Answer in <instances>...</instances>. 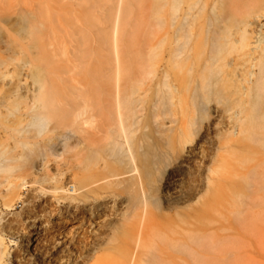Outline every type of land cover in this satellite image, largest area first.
Wrapping results in <instances>:
<instances>
[{
	"label": "bare ground",
	"instance_id": "obj_1",
	"mask_svg": "<svg viewBox=\"0 0 264 264\" xmlns=\"http://www.w3.org/2000/svg\"><path fill=\"white\" fill-rule=\"evenodd\" d=\"M82 1L79 30L80 40L86 43V0ZM183 3L167 0L166 13L155 9L153 17L160 15L158 18L168 21L139 24L132 34L122 35L116 61L121 84L114 89L110 84L96 88L92 96L103 93L104 98L88 105L89 158L87 165L85 161L81 164L82 176H75L76 181L71 176H50L51 181H0V264H166L172 253L189 255L199 264L200 251L213 246L214 232L198 236L188 226L171 229L173 219L157 214L153 202L158 195L168 206L197 200L203 181L186 187L183 169L193 163L203 166L212 148L210 133L221 125L232 129V124L227 142L220 144L225 153L222 169L217 177L206 179L209 187H230L234 169L228 157L246 153L242 137L264 131L260 93L264 90V0H220L213 5L209 28L197 19L203 10L201 0L186 7ZM128 5L130 10L133 5L142 10L141 0H130ZM111 9L108 21L113 18ZM180 10L183 14L177 22ZM43 13L50 14L47 9ZM35 28L25 32L31 37ZM201 37L208 41L197 48L195 41ZM42 59L35 61H45L52 70L46 80L34 69H26L25 79L6 92L16 104L4 102L0 108L17 106L18 119L33 120L43 128L58 117L57 129L81 107L69 99L72 90L68 83L57 77L62 67L55 66L49 54ZM218 68L230 69L217 81L218 86L236 83L241 90L229 98L231 114L225 116L216 107L220 123L204 126L194 138V115L200 105L189 97L188 87L198 84L206 88L209 77L202 74ZM84 76L86 79V66ZM244 82L250 91L243 87ZM64 106L70 110L61 111ZM3 113L0 109V117ZM170 132L176 133L173 141L168 138ZM5 138L7 134L0 132V148ZM173 142L178 145L174 147ZM67 145L63 142L65 148ZM92 155L98 156L96 165L90 164ZM51 162L49 157L36 161L26 170L27 176H47L49 168L55 169ZM257 164L264 168V161ZM137 174L139 181H135ZM140 190L142 205L134 212L131 195Z\"/></svg>",
	"mask_w": 264,
	"mask_h": 264
},
{
	"label": "rangeland",
	"instance_id": "obj_2",
	"mask_svg": "<svg viewBox=\"0 0 264 264\" xmlns=\"http://www.w3.org/2000/svg\"><path fill=\"white\" fill-rule=\"evenodd\" d=\"M183 1L182 6L186 7L198 0ZM219 1L201 0L203 10L198 12L197 19L205 28L211 25L214 19L213 5ZM128 2L130 0H86L85 43L80 40L79 30L82 27L79 14L85 3L82 0H0V103L8 102L12 106L16 104L7 97L6 92L25 79L23 72L26 69H34L36 75L46 80L52 70L42 58L44 54H49L55 66L62 67L57 77L67 82L72 90L68 94L69 99L78 108L81 107L74 117L66 119V123L57 129L54 127L58 117L52 118L48 127L43 128L33 120L18 119L19 115L15 110L17 106L0 108L4 111L3 117H0V132L7 134L4 146L0 148V181H51L48 179L50 176L56 179L71 176L75 179V176L84 174L80 167L83 161L87 165L89 158L86 151V136L90 130L86 122L88 105L95 99L104 98L103 93L96 98L92 96L96 88L110 84L114 89L121 84L119 74L116 73V61L121 51L122 35L132 34L139 24H160L169 20L165 17L158 18L160 15L158 20L153 17L155 9L163 12L162 15L166 13L167 0H141V11L134 5L130 10ZM109 7H113L112 21L106 20L110 14ZM126 7L128 9L124 16ZM44 9L49 11V16L43 13ZM182 14L180 10L177 22L181 20ZM30 27H36L35 35L31 37L30 33L25 32ZM204 39L201 37L195 41L197 48L204 42L206 45L208 39ZM38 58L42 60L36 62ZM227 72L230 69L218 68L202 74L209 77L210 85L206 88L198 84L188 87L192 93L189 97L197 100L200 105L194 115V138L198 137L204 126L213 127L214 123H220L214 112L216 107L225 116L231 114L233 105L229 98L241 89L239 84L229 82L218 86L217 81L227 75ZM196 74L199 76V71L196 70ZM32 82L33 80H29V83ZM243 87L247 90L250 88L245 82ZM260 93L264 104V90ZM250 96L251 93L247 98ZM59 101L60 98L57 102ZM69 110L66 106L61 109L66 112ZM11 112L14 114L11 115ZM231 126L233 129L232 124ZM232 129L221 125L212 131V148L205 164L198 167L193 163L183 169L186 187L193 186L195 181H203L197 200L187 205L168 206L165 198L158 195L153 202L157 214H166L173 219L169 222L171 229L180 231L188 226L196 230L198 236L214 232L215 242L213 246L207 245L200 251L199 264H264V168H259L257 164L264 161V131L258 130L255 136L250 133L242 137L240 143L247 148L246 153L228 157L234 169V181L230 187L226 185L223 190L214 183L209 187L206 181L217 177L222 169L225 153L220 149V144L227 142ZM175 134L170 132L168 138L173 141ZM63 142H68L67 148L63 146ZM175 145L178 143H174V147ZM46 157L51 158L55 169L49 168L45 177H28L26 170ZM91 158L90 164L96 165L98 156L92 155ZM237 169L244 174H240ZM254 176L257 178L254 179ZM139 178L137 174L135 181H139ZM141 192L140 190V196L135 193L131 195L134 212L142 205ZM1 204L3 208L4 204ZM116 226L119 227V224ZM7 240L11 242L10 237ZM172 255L173 257L166 259V264H197L189 255Z\"/></svg>",
	"mask_w": 264,
	"mask_h": 264
}]
</instances>
